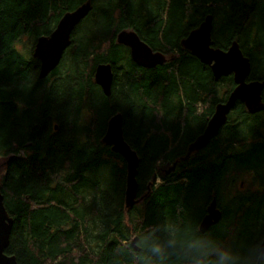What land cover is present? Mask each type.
<instances>
[{
    "label": "trees",
    "instance_id": "obj_1",
    "mask_svg": "<svg viewBox=\"0 0 264 264\" xmlns=\"http://www.w3.org/2000/svg\"><path fill=\"white\" fill-rule=\"evenodd\" d=\"M86 0H0V192L13 218L5 252L18 264H110L116 243L168 212L237 240L264 232L263 107L237 101L210 142L188 154L216 105L235 87L215 79L181 41L213 15V46L237 41L247 81L264 80V0H91L59 65L40 77L38 38ZM134 30L167 60L137 64L117 41ZM110 64L106 95L95 81ZM121 112L137 152V201L125 202L126 163L103 142ZM107 171V178L103 176Z\"/></svg>",
    "mask_w": 264,
    "mask_h": 264
},
{
    "label": "water",
    "instance_id": "obj_2",
    "mask_svg": "<svg viewBox=\"0 0 264 264\" xmlns=\"http://www.w3.org/2000/svg\"><path fill=\"white\" fill-rule=\"evenodd\" d=\"M91 0H86L72 11H68L60 18L56 27L49 35L38 38L34 55L40 61V77H45L55 69L71 44V36L76 27L91 11ZM213 15L207 14L198 27L192 29L182 39L181 44L196 55L203 63L210 66L215 79L229 74L233 75L235 87L224 102H219L210 117L204 132L190 144L188 154L206 146L210 140L219 133L227 120L228 113L237 101L243 102L246 107L255 112L263 107L261 94L264 80L247 81L251 71V61L246 56L240 44L235 40L227 49L213 46ZM117 41L129 47L132 59L139 65L152 67L166 61V55L155 51L147 42L130 29H123L117 34ZM113 72L110 64H99L95 71V81L106 95L110 94ZM103 142L110 145L111 149L119 153L126 163V206H132L136 201L138 181L136 178L139 156L125 140L123 134V116L121 112L113 114L107 123ZM221 210L213 198L207 206V213L201 220L202 230L208 229L221 218ZM13 225V218L9 215L4 196L0 192V264H18L14 255L5 252L8 246Z\"/></svg>",
    "mask_w": 264,
    "mask_h": 264
},
{
    "label": "clouds",
    "instance_id": "obj_3",
    "mask_svg": "<svg viewBox=\"0 0 264 264\" xmlns=\"http://www.w3.org/2000/svg\"><path fill=\"white\" fill-rule=\"evenodd\" d=\"M110 264H264V232L221 238L190 217L164 212L119 240Z\"/></svg>",
    "mask_w": 264,
    "mask_h": 264
},
{
    "label": "rangeland",
    "instance_id": "obj_4",
    "mask_svg": "<svg viewBox=\"0 0 264 264\" xmlns=\"http://www.w3.org/2000/svg\"><path fill=\"white\" fill-rule=\"evenodd\" d=\"M102 173H103V176H104L105 178H107V175H108V174H107V171H103Z\"/></svg>",
    "mask_w": 264,
    "mask_h": 264
},
{
    "label": "bare ground",
    "instance_id": "obj_5",
    "mask_svg": "<svg viewBox=\"0 0 264 264\" xmlns=\"http://www.w3.org/2000/svg\"><path fill=\"white\" fill-rule=\"evenodd\" d=\"M77 26V25H76ZM76 28V27H75ZM167 58V57H166ZM167 60V59H166Z\"/></svg>",
    "mask_w": 264,
    "mask_h": 264
},
{
    "label": "flooded vegetation",
    "instance_id": "obj_6",
    "mask_svg": "<svg viewBox=\"0 0 264 264\" xmlns=\"http://www.w3.org/2000/svg\"><path fill=\"white\" fill-rule=\"evenodd\" d=\"M206 213H207V211H206Z\"/></svg>",
    "mask_w": 264,
    "mask_h": 264
}]
</instances>
